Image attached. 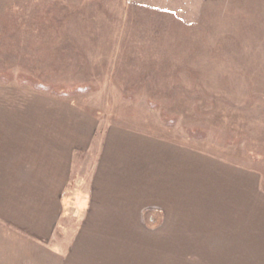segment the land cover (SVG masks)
<instances>
[{"label": "crops", "instance_id": "1", "mask_svg": "<svg viewBox=\"0 0 264 264\" xmlns=\"http://www.w3.org/2000/svg\"><path fill=\"white\" fill-rule=\"evenodd\" d=\"M1 100L0 165L7 168L0 169V198L10 201L13 193L18 207H35L34 221L20 220L23 211L15 217L37 235V248L30 253L21 237L11 238L37 256L34 264H264L258 172L120 125L106 131L81 230L61 261V249L46 244L48 231L77 159L93 143L95 119L74 100L29 88L0 85ZM142 238L153 242L150 256L138 253Z\"/></svg>", "mask_w": 264, "mask_h": 264}, {"label": "rangeland", "instance_id": "2", "mask_svg": "<svg viewBox=\"0 0 264 264\" xmlns=\"http://www.w3.org/2000/svg\"><path fill=\"white\" fill-rule=\"evenodd\" d=\"M27 1L31 0H2L0 5H14V3L24 5ZM59 1L67 3L74 9H84L86 14L95 12L99 14L106 9L104 6L102 8L94 5L96 1L101 2V0ZM133 1H141L140 4L150 3L154 11L149 10L151 15L148 18H154L157 31H150V39L141 42V31L135 27L138 24L132 25L134 30H130L127 25L121 23L124 27V36L127 38L133 35L141 48L146 49L148 45L163 61L166 57H171L179 62L181 69L193 71L188 70L191 72L189 73L182 70L181 79L167 82V79L174 75L168 76L169 73L158 72L160 67L156 65L157 72L150 75L155 79L153 84L155 86L148 89L149 98L146 97L145 100L138 94L121 91L112 80L114 73L111 69V73L99 76L101 79L97 82L103 85L100 92L74 100L84 111L93 115L95 130L91 147L81 161L80 159L75 161L76 174L68 177L61 192L62 213L48 231L51 233V242L48 241L46 244L61 249L60 252L63 253L60 256L61 261L65 259L81 230L85 216L84 201L89 198L92 172L110 125H120L141 134L161 137L189 147L191 151L204 152L222 161L249 168L258 172L264 190V0H119L118 2L120 6L124 4L126 9L129 2L133 3ZM129 7L131 8V5ZM158 9L177 10L183 16L180 19L184 22L176 20L172 13L168 14V17H163L159 15ZM117 10L122 13L123 9L117 7ZM136 12L142 13V9H136ZM192 13H196L197 17ZM237 13L239 16L235 15ZM176 25H179L180 29H187V34L191 32L192 39L184 40L185 44H190L187 51H175L168 42L164 43L168 41L164 33L176 29ZM121 37L123 36H119L118 40ZM111 51L112 53L115 51L110 59L113 65L115 61H119L116 56L119 49L115 46ZM102 53L98 50L96 54H92L89 59L91 63L100 60L101 66L102 61H104L103 65L110 62L107 58L99 59ZM194 71L197 75L193 74V80L189 79ZM93 72L96 74L95 77H98L99 72L96 73V70ZM53 73L56 74L51 70L50 75L52 76ZM45 77L41 78L42 81H46ZM75 77L91 80L92 75L83 72ZM173 85L175 90L170 95L168 87ZM30 90L32 91L31 88ZM171 98L173 99L171 106L164 108V102H169ZM3 104L1 100L2 110L5 109ZM6 166L0 165V169H5ZM1 196L2 192H0ZM241 197L242 194L239 193L234 195L237 199ZM12 199L13 193L10 201L0 198L3 201H0V264H29V261L23 257H30L32 261L30 264H34L37 262V256L32 254L26 256L25 249L18 248L11 242V238L16 240V237H21L22 239L18 241L20 244L23 242L30 253L37 248L39 242L37 235L22 230L16 221L18 218L15 217L23 211L25 214L21 215L20 220L34 221L37 219L32 212L35 207L30 202L26 211L25 208L18 207ZM149 225L147 228L153 231L155 225ZM83 243L81 241L78 247H83ZM159 244L167 246L163 240ZM151 249H155L153 242L143 239L138 253L143 257L150 256ZM195 254V260L201 258L199 253ZM48 258L51 261L44 259L47 263L59 262V257Z\"/></svg>", "mask_w": 264, "mask_h": 264}, {"label": "trees", "instance_id": "3", "mask_svg": "<svg viewBox=\"0 0 264 264\" xmlns=\"http://www.w3.org/2000/svg\"><path fill=\"white\" fill-rule=\"evenodd\" d=\"M118 1H96L94 5L106 8L99 14L97 12L86 14L84 9L71 8L59 0H31L24 5H18L19 3L0 5V78H3L0 79V85L30 87L36 92L76 100L78 97H89L100 92L103 85L97 82L101 79L99 76L111 73L113 69L112 80L121 91L138 94L140 98L144 97L146 100L150 94L148 89L155 86L153 85L155 79L150 75L157 72L156 65L160 67L158 72L169 73L168 76L174 75L173 78L167 79V82L181 79L182 70L193 71L181 69L179 62L171 57H166L163 61L148 45L146 49L141 48L133 35L126 38L121 23L127 25L130 30H134L132 25L138 24L135 27L141 31V42L150 39V31H157L154 18H148L151 15L149 10L154 11V8L150 3L146 5L140 4L141 1H133L124 9V4L120 6ZM117 7H122V13ZM140 8L142 13L136 12V9ZM170 13L176 20L184 22L180 19L183 16L177 10H159V15L163 17H168ZM192 15L197 17L196 13ZM235 15L239 16L238 13ZM188 17L192 18L189 15ZM176 27L164 33L168 41L163 42L166 44L168 42L175 51H187L190 44H185L184 40L192 39L191 32L187 34V29H180L179 25ZM119 36L123 37L118 40ZM115 46L119 49L116 55L119 61L112 65L110 59L115 51L112 53L111 50ZM98 50L101 53L103 51L99 59L107 58L110 62L103 65L104 61L101 60L100 66L98 60L92 64L89 59ZM51 70L56 74L53 73L51 76ZM95 70L96 73L99 72L98 77H95L96 74L93 72ZM83 72L91 74V80L75 77ZM196 73L194 71L189 79L193 78V74L197 75ZM44 77L46 81H42L41 78ZM174 90L175 85L168 87L170 95ZM172 101L171 98L169 102H164L163 107L168 108Z\"/></svg>", "mask_w": 264, "mask_h": 264}]
</instances>
